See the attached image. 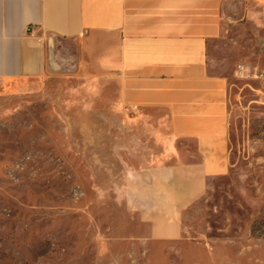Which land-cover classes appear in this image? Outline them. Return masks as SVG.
I'll return each instance as SVG.
<instances>
[{"label": "rangeland", "instance_id": "1", "mask_svg": "<svg viewBox=\"0 0 264 264\" xmlns=\"http://www.w3.org/2000/svg\"><path fill=\"white\" fill-rule=\"evenodd\" d=\"M213 52L230 81L231 167L170 223L144 125L121 124L67 71L0 84V264H264V21ZM142 132V133H141ZM149 147V148H148Z\"/></svg>", "mask_w": 264, "mask_h": 264}, {"label": "crops", "instance_id": "2", "mask_svg": "<svg viewBox=\"0 0 264 264\" xmlns=\"http://www.w3.org/2000/svg\"><path fill=\"white\" fill-rule=\"evenodd\" d=\"M263 21L264 0H0V84L76 73L97 107L147 126L135 138L157 158L136 171L151 173L170 219L151 234L175 239L179 211L231 167L230 81L212 54Z\"/></svg>", "mask_w": 264, "mask_h": 264}, {"label": "built area", "instance_id": "3", "mask_svg": "<svg viewBox=\"0 0 264 264\" xmlns=\"http://www.w3.org/2000/svg\"><path fill=\"white\" fill-rule=\"evenodd\" d=\"M241 73L244 75V76H248V75H251V76H254V77H259V76H262L264 73H258V72H253V73H245L244 70L241 71Z\"/></svg>", "mask_w": 264, "mask_h": 264}]
</instances>
